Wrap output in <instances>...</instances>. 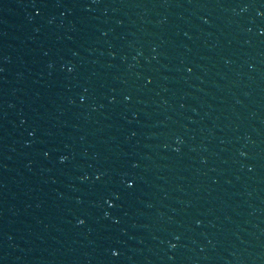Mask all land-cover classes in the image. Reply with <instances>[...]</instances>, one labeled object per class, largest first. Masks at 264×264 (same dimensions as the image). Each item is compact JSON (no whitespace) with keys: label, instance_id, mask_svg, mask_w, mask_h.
Returning <instances> with one entry per match:
<instances>
[{"label":"water","instance_id":"obj_1","mask_svg":"<svg viewBox=\"0 0 264 264\" xmlns=\"http://www.w3.org/2000/svg\"><path fill=\"white\" fill-rule=\"evenodd\" d=\"M0 264H264V0H0Z\"/></svg>","mask_w":264,"mask_h":264},{"label":"snow or ice","instance_id":"obj_2","mask_svg":"<svg viewBox=\"0 0 264 264\" xmlns=\"http://www.w3.org/2000/svg\"><path fill=\"white\" fill-rule=\"evenodd\" d=\"M97 179H99V177H97ZM127 187H128V188H132V187H134V184H133V183H128ZM112 206H114V205H110V207H112ZM80 223L83 224L84 221L81 220ZM112 255H113V256H117V255H118V252L113 251Z\"/></svg>","mask_w":264,"mask_h":264}]
</instances>
